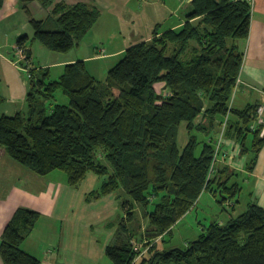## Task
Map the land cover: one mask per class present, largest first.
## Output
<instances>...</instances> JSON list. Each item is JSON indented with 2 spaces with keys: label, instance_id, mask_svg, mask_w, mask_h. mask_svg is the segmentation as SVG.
Segmentation results:
<instances>
[{
  "label": "trees",
  "instance_id": "trees-1",
  "mask_svg": "<svg viewBox=\"0 0 264 264\" xmlns=\"http://www.w3.org/2000/svg\"><path fill=\"white\" fill-rule=\"evenodd\" d=\"M55 1L18 0L28 13L33 2L53 5L58 27L46 28V20L31 16L34 34L18 36L12 60L28 67L34 40L51 51H71L101 14L96 4ZM5 2L0 0V10ZM189 5L180 27L163 30L158 24L152 38L130 46L104 80L84 60L66 64L55 78L48 68H30L27 110L0 115V153L19 165L40 176L64 170L72 186L89 172L105 176L87 193L88 201L114 192L129 196L122 202L125 215L115 240L106 247L114 264H132L139 253L134 238L148 240L139 264H264V207L256 201L226 223L212 221L186 247L162 250L154 243L172 231L204 190L230 208L240 201L241 183L231 181L230 167L217 168L215 161L227 117L224 136L240 143L244 154L253 152L252 169L264 147L260 104L232 106L244 62L242 43L250 35V2L189 0ZM20 51L24 58L18 60ZM162 83L167 93L157 90ZM183 124L189 133L184 148ZM136 203L148 220V229L138 234ZM40 217L31 207L14 211L2 233L4 264H42L23 249Z\"/></svg>",
  "mask_w": 264,
  "mask_h": 264
},
{
  "label": "crops",
  "instance_id": "crops-1",
  "mask_svg": "<svg viewBox=\"0 0 264 264\" xmlns=\"http://www.w3.org/2000/svg\"><path fill=\"white\" fill-rule=\"evenodd\" d=\"M56 2L96 4L100 8L101 14L88 36L69 52L51 51L39 41H32L30 44L32 59L28 67L12 60L10 57L11 52L6 50L10 47L15 50L16 41L20 34L26 33L30 37L33 36L34 29L31 16L48 22L52 17L51 9L53 5L47 8L39 2H33L28 13L20 6L18 0H6L4 7L0 10V82L4 84L3 91H0V95L4 98V101L0 103V115H15L20 111L27 110L30 68H48L52 73L55 69L56 71L64 69L68 63L84 60L89 71L100 78V75L97 74H100L101 66L104 70H108V68L110 70L114 66L112 62L123 56L130 46L151 39L158 24L162 26L161 29L166 30L178 28L185 21V18L182 17L177 18L178 20L174 18L179 12L175 4L176 0L173 1V4H171L172 0H56ZM110 31H118V34H108ZM242 46L244 62L239 77L240 80L232 99V106L236 109H244L250 103L264 105V0H256L255 6L252 8L250 35L243 41ZM21 59L19 57L18 60ZM262 119L264 120V112ZM257 123L263 122L260 119ZM182 137L181 147L184 148L189 141L186 124L182 125ZM235 151L239 152V158L231 156V152ZM224 153L227 154L225 158L223 157ZM253 156V152L244 154L240 143L235 140L224 139V150L217 161V168L230 167L231 171L228 172V175L232 176L231 181L240 182L243 187L239 197L240 201L235 202L233 213H231L229 219L232 216L244 213L251 201H256L264 207V147L259 154L254 169L250 165ZM13 161L7 153L0 154L1 182L10 180L15 176V173L18 176L25 173L22 171L26 170H22L23 168ZM33 182H39L38 178H34ZM57 187H59L57 184L54 189L52 186L51 196L58 189ZM45 189L46 187L43 185L39 191H33L14 182L0 192V245L2 233L18 207H31L41 211L42 205L48 203V199H45L48 188L47 191ZM206 191L208 190L203 191L200 198L205 195ZM245 192L248 195V200L246 204H243L242 194ZM210 196L217 197L214 193L213 196L212 194ZM200 198L194 207L201 202ZM187 214L182 217V221ZM212 216L214 217H212L213 221L218 220L215 219L217 214ZM218 221L223 223V221ZM204 232L205 229L199 234L201 235ZM60 249L58 248V252ZM55 257L56 255H46L43 263L55 264ZM0 264H4L1 252Z\"/></svg>",
  "mask_w": 264,
  "mask_h": 264
},
{
  "label": "rangeland",
  "instance_id": "rangeland-1",
  "mask_svg": "<svg viewBox=\"0 0 264 264\" xmlns=\"http://www.w3.org/2000/svg\"><path fill=\"white\" fill-rule=\"evenodd\" d=\"M173 1L171 4L174 3ZM175 4L179 12L174 18H185V12L190 7L188 0H176ZM54 20V17H51L45 27L56 29L58 26ZM111 33L118 34V31L108 32V34ZM6 51L11 52L13 49L10 47ZM19 57L18 54L17 59ZM122 57L116 58L112 65H115ZM101 67V72L97 75H100V78L104 80L108 75L109 68L104 70L103 66ZM63 71V68L57 71L55 69L51 73V78L59 77ZM3 89L4 84L0 82V91H3ZM157 90L160 93H167L168 91L163 83L157 85ZM182 139L181 126L180 145H182ZM231 156L239 158L240 155L239 152L235 151L231 152ZM13 162L15 163V161ZM19 166L27 172L22 171L25 172L22 173V176L15 173V176L10 180L0 181V192L14 182L33 191H39L43 185L46 189L48 188V191L45 189L47 191L45 199H48V203L42 205L41 217L23 243V248L25 247L26 251L40 258L42 264H44L46 255H56L55 264H114L106 252V246L115 240L119 222L121 217L125 215L122 202L130 199L129 196L121 191L122 194L124 193L121 198L118 192H114L97 200L88 201L86 199L87 193L99 187L106 178L105 176L89 172L78 186H72L68 183V175L64 170H55L47 176H40L22 165ZM34 178H38L39 182H33ZM56 184L59 187L51 196L52 186L54 189ZM211 194L213 196L211 190L206 191L205 195L200 198L201 202L198 206L196 205L189 211L183 221L181 218L173 226L172 231L165 234L163 240L162 237L155 238L154 243L157 244L159 249L186 247L190 241L199 237V232L209 227L214 218L212 215L217 214L215 219L223 221V223L228 221L229 216L233 213V208H230L227 204H220L218 198L211 197ZM242 200L243 204H246L248 200L246 192L242 194ZM152 208L153 205L150 206V209ZM135 212L137 213V222L140 223V228L137 225L139 230L136 233L138 234L148 229V220L145 217V212L137 203ZM134 241H136L135 246L147 250L146 242H141L136 238H134ZM146 241L148 242V240ZM58 248H61L60 253Z\"/></svg>",
  "mask_w": 264,
  "mask_h": 264
},
{
  "label": "built area",
  "instance_id": "built-area-1",
  "mask_svg": "<svg viewBox=\"0 0 264 264\" xmlns=\"http://www.w3.org/2000/svg\"><path fill=\"white\" fill-rule=\"evenodd\" d=\"M252 6V8H254L255 6V2L256 0H248ZM22 51L19 52V55L21 58H24V55L23 53H21ZM240 79H238V82H239ZM238 85V84H237ZM263 112H264V105H260L259 106V109H258V113H259V119L258 121L261 119L262 120V124H264V120L262 119V115H263ZM228 118L227 117L223 123V126H222V130H221V133L219 134V137L217 139V153H216V156H215V161H218L223 150H224V139H225V136H224V132H225V129H226V126H227V123H228ZM262 134H264V128H263V132ZM226 153L223 154V157L225 158L226 157ZM134 242V246H135V243L136 241H133ZM147 242V241H145ZM148 248L149 246L147 247V250H143L141 247H137L135 246V249L138 250V254L136 255L135 259L133 260L132 264H139L140 263V260L141 258L143 257V255L148 251Z\"/></svg>",
  "mask_w": 264,
  "mask_h": 264
}]
</instances>
